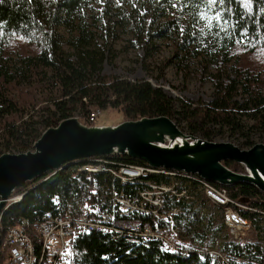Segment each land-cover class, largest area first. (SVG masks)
I'll list each match as a JSON object with an SVG mask.
<instances>
[{
  "label": "trees",
  "instance_id": "1",
  "mask_svg": "<svg viewBox=\"0 0 264 264\" xmlns=\"http://www.w3.org/2000/svg\"><path fill=\"white\" fill-rule=\"evenodd\" d=\"M104 1L105 15L118 17L116 24L131 28L137 39L145 40L140 37L145 30L141 27L144 16L132 0L127 1V6L116 5L114 8L110 7L109 0ZM153 1L143 0L139 7ZM97 2L3 0L0 3V24L3 25L0 28L1 149L14 153L34 150L35 142L45 130L76 116L86 123L93 108L119 110L125 120L166 115L186 133L210 141H216L218 131L229 128L245 137L242 148L256 144L252 134L259 127L264 129V0H250L251 10L245 7L249 0H227L224 7L230 10L225 17L228 22L211 29L200 17V13L207 10L203 0H176L177 8L163 14L165 21L155 28L156 32H146L147 44L156 36L169 37L166 27L178 25V13H182L189 22L188 28L192 25L203 28V41L195 42L197 49L193 52L196 56L209 54L227 62L235 60V75L228 82L216 83V94L211 102L194 106L192 102L178 99L180 108L176 106L177 99L148 79L132 80L104 72L105 62H112L113 55L112 47L97 44L93 30L97 18L89 14ZM157 4L155 8H158ZM208 14H212L211 10ZM61 26L66 28L69 37L59 31ZM194 39L189 34L181 45ZM241 40L244 42H239ZM66 45L71 50L67 51ZM14 49L22 51L26 69L35 76V81L41 74L47 76L46 86L26 78L24 71L11 70L9 55ZM29 49L33 56L28 54ZM41 87L47 92L44 93ZM240 94L243 98L239 99ZM246 120L253 123L246 125ZM109 157L131 164L144 163L127 154ZM224 163L234 171H245L240 163L231 160ZM50 173L16 188L14 194L24 193V196L2 212L1 234L24 218L34 224L48 211L75 212L80 209L79 204L107 207L110 194L112 197L115 191L131 188L107 173L78 171L76 166L59 170L41 181ZM213 183L227 187L235 199L264 211V193L256 186L245 182L232 186ZM206 202L207 199L199 194L196 201L183 204L184 212L194 204ZM208 203L211 212L206 228L196 232L205 246L204 234L215 236L217 222L224 224L221 208ZM241 213L251 220V229L257 234L264 214L256 210H241ZM180 220L191 229L192 217L187 220L183 213L179 216V224ZM172 237L183 247L196 248L193 240L184 239L180 232ZM71 242L70 252L75 264H241L244 259L247 264H264V245L257 236L250 241L247 235V243L241 245L229 232L219 250L223 257L195 252L190 256L169 253L160 242L129 243L122 237L114 238L99 232L74 237Z\"/></svg>",
  "mask_w": 264,
  "mask_h": 264
},
{
  "label": "built area",
  "instance_id": "2",
  "mask_svg": "<svg viewBox=\"0 0 264 264\" xmlns=\"http://www.w3.org/2000/svg\"><path fill=\"white\" fill-rule=\"evenodd\" d=\"M101 113V108H93L85 124L94 125ZM69 166L88 173H107L131 188L115 191L107 207L83 205L75 212L48 211L34 224L24 218L4 234H1V214L0 264H75L70 252L71 240L93 232L122 237L129 243L160 242L169 253L190 256L195 252L223 257L220 251L188 249L173 239L172 235L180 230L179 216L184 213L183 204L192 203L199 194L203 195L208 202L221 208L228 232L241 245L247 243L252 226L241 210L264 214V211L235 199L227 187L216 186L197 173L154 167L146 162L131 164L109 156L77 159L64 168ZM23 196L24 193L14 194L5 209L20 202Z\"/></svg>",
  "mask_w": 264,
  "mask_h": 264
},
{
  "label": "rangeland",
  "instance_id": "3",
  "mask_svg": "<svg viewBox=\"0 0 264 264\" xmlns=\"http://www.w3.org/2000/svg\"><path fill=\"white\" fill-rule=\"evenodd\" d=\"M127 1L109 0V5L111 8H114L116 5L127 6ZM132 1L140 12V15L144 16L141 27L145 30H143L144 32L140 37L145 38V40L137 39L135 32L131 28H121L116 24L115 21L118 20V17L112 16L113 14L105 15L103 12L106 7L104 0H98L93 9L89 11V14H94L97 18V24L93 27L97 37V44L112 47L111 54L113 55V59L110 63L105 62L104 72L120 77H129L132 80L148 79L154 85L162 86L169 95L177 99L176 106L178 108L181 106L178 99L192 102L194 106L203 102H211L216 94V83L219 81L228 82L235 75V60L227 62L209 54L196 56L193 50L197 49L195 42L199 41V39L201 41L204 39L203 28L200 25H192V27L188 28L189 22L182 13H178V21L176 23L178 25L166 27L165 31L169 37L162 38L156 36L153 41L147 44L146 41L148 39L146 37L148 36L146 32L155 33V28L165 21L166 17L163 14L169 10L176 9L177 2L176 0H154L153 3L148 2V4L140 8L139 2L141 4L143 0ZM156 3H158V8H155ZM146 19L148 20L147 22L145 21ZM59 31L66 37L70 36L63 26L59 28ZM189 34L195 39L186 42L185 45H181V42ZM64 48L67 51L71 50L68 45L64 46ZM28 54L34 55L31 50L28 51ZM9 57L10 68L13 72L24 71L26 78H30V80L38 83L40 86L48 84L46 75L41 74L39 79L35 81V76L27 71L21 50L14 49ZM39 68L46 70L42 67ZM46 92L47 89L44 88V93ZM237 97L239 99L243 98L241 94ZM123 121H125V116L122 112L107 108L102 110L101 115L94 124L117 125ZM245 123L246 125H251L253 121L246 120ZM259 128L252 134L253 140L256 143L264 142V129H261L263 127ZM243 140H245L243 135L229 128H223L218 131L216 139L219 142H233L241 148L243 147L241 144ZM0 152L4 153L7 151L0 148ZM209 205L208 202L203 205L197 203L192 205L191 209L185 210L186 219L188 220L192 217L191 229H188L184 221L180 220L179 232L184 239L193 240V247L219 251L228 232L222 221L217 222L215 236H209L207 233L204 234L206 246L196 236V232L206 228L211 212ZM78 206L82 207L81 204ZM255 236L264 245V220L257 234L252 229L248 232L250 241H253ZM246 262H248L247 259H244L241 261V264H247Z\"/></svg>",
  "mask_w": 264,
  "mask_h": 264
},
{
  "label": "water",
  "instance_id": "4",
  "mask_svg": "<svg viewBox=\"0 0 264 264\" xmlns=\"http://www.w3.org/2000/svg\"><path fill=\"white\" fill-rule=\"evenodd\" d=\"M125 154L154 167L197 173L212 183L245 182L264 193V142L241 148L229 141H210L186 133L166 115L117 125H88L71 117L45 130L34 150L0 154V215L16 188L27 181L77 159ZM226 160L242 164L245 171H234Z\"/></svg>",
  "mask_w": 264,
  "mask_h": 264
},
{
  "label": "snow or ice",
  "instance_id": "5",
  "mask_svg": "<svg viewBox=\"0 0 264 264\" xmlns=\"http://www.w3.org/2000/svg\"><path fill=\"white\" fill-rule=\"evenodd\" d=\"M203 2L207 5V10L200 13L201 19H204L207 21V26L209 29H211L213 26H221L223 24H226L228 21L225 18L226 13L229 12V9H226L224 6L227 3V0H203ZM0 3H3V0H0ZM246 8H249L251 10V2L249 0L248 3L245 4ZM208 10H211L212 14H208ZM215 22V24L213 23ZM3 25L0 24V28H2ZM2 35V33H0ZM23 39V37H20ZM241 43L244 42V40L239 41Z\"/></svg>",
  "mask_w": 264,
  "mask_h": 264
},
{
  "label": "bare ground",
  "instance_id": "6",
  "mask_svg": "<svg viewBox=\"0 0 264 264\" xmlns=\"http://www.w3.org/2000/svg\"><path fill=\"white\" fill-rule=\"evenodd\" d=\"M232 161V160H231ZM212 204V203H211ZM182 217V216H181Z\"/></svg>",
  "mask_w": 264,
  "mask_h": 264
}]
</instances>
